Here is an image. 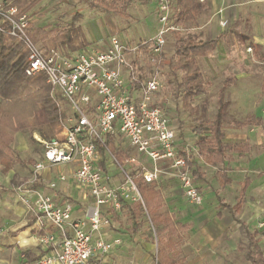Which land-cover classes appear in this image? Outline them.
<instances>
[{
    "label": "built area",
    "instance_id": "1",
    "mask_svg": "<svg viewBox=\"0 0 264 264\" xmlns=\"http://www.w3.org/2000/svg\"><path fill=\"white\" fill-rule=\"evenodd\" d=\"M156 3L162 28L150 41L152 56L162 52L166 32L175 28L170 0ZM30 23L28 14L19 15L16 6L7 8L0 0V32L24 44L29 53L26 74L43 72L52 91L59 92L71 110L61 122L63 139L40 140L45 150L30 181L13 188L18 201L34 215L38 241L48 249L34 264H101L96 256L121 243L102 234L110 225L104 211H119L127 202L143 203L138 182L150 184L167 174L177 179L191 203L201 204L202 195L182 155L187 147L176 141L175 126L155 102L161 82L155 76L139 79L129 58L135 56L139 43L112 35L102 48L46 51L30 37ZM111 142L117 153L128 154L123 160L111 155ZM113 164L117 172L108 169ZM59 165L70 167L58 172V180L71 179L91 200L82 216L73 215L69 201L57 203L54 191L34 186L42 171ZM47 187L55 190L56 182L49 181ZM46 226L56 231L41 233Z\"/></svg>",
    "mask_w": 264,
    "mask_h": 264
},
{
    "label": "rangeland",
    "instance_id": "2",
    "mask_svg": "<svg viewBox=\"0 0 264 264\" xmlns=\"http://www.w3.org/2000/svg\"><path fill=\"white\" fill-rule=\"evenodd\" d=\"M5 1L10 0H2V3L5 4ZM200 1L205 4V8L198 14L196 22H188L184 26L174 25V29L171 28L166 32L162 52L165 54L167 62H164L163 66L147 62L144 55L139 51L135 57L132 55L129 58L130 60L135 59L139 68L141 67V72L139 71L141 78L155 76L159 79L162 87L155 95V102L162 107L165 115L175 126L176 141L187 147L192 160H197L198 164L206 170V174H209L218 166L204 165L195 146H193L196 137L194 127L200 124L204 133L209 134L208 128L217 108L218 95L223 93L227 102L224 121V129L227 133L229 128H234L232 119H244L252 114L260 115L264 119V0ZM75 9L82 14L81 19L76 24L82 23L85 28L90 27L91 31L94 32L93 34H96L93 38L90 36L89 30H83L85 36L91 37L88 40L91 42L89 44L93 46L103 45L108 42L110 35L115 33L122 36V40L130 43H138L143 40L152 41L162 28L161 13L156 0H134L128 7L130 17L127 19H121L116 15L93 8L87 0H41L34 7L33 13L28 14L31 22L30 30L33 27H44L48 33L52 34L54 29L67 26ZM170 9L169 14L172 20L175 12L173 0H170ZM173 30H179L181 37L185 39L209 40L221 34L212 54L196 59L206 80V86L204 92L198 94L191 101L196 108L194 114H189L183 110L180 90L171 88L168 84V80L175 84L178 83L182 74L180 71L172 73L170 68L175 63ZM120 36L119 38H121ZM251 44H255L256 47ZM52 93L57 97L60 108L65 115L57 122L53 134L45 128L25 129L15 133L11 145L15 156L24 163H16L8 171H4L0 166V191H10L18 184L30 181L33 166L42 158V153L45 150L39 142L40 140L63 139L61 122L71 115V110L59 92L52 91ZM32 139L37 142V147L36 144H33ZM261 142L257 145L253 143V153L258 154L264 149V139L261 138ZM115 147H110L111 155H114L119 161L123 160L128 154L117 153ZM102 159H105V155H102ZM30 160H32L31 163ZM108 169L110 172H117L114 164ZM261 170V167L256 168L252 174L255 176ZM118 175L119 178H122L121 174ZM40 178L41 176L35 183L43 184ZM210 182L211 179L208 183L210 184ZM169 183L166 186L160 185V192L165 200V208L173 214L175 220L189 221L191 224L198 225L199 221L192 214L198 210L202 203L199 205L191 203L180 189L179 183L173 180H170ZM194 185L197 186V183L194 182ZM137 186L138 188L141 186L139 182ZM232 190L226 198L227 201L236 197L237 188L232 187ZM80 196L82 200L91 201L89 197L86 198L81 193ZM246 200L248 201L244 205L243 219L248 230L259 232V244L264 254V181L248 194ZM211 201H213L212 197H210ZM141 204H144V199ZM112 215L111 224L101 231L106 239L109 240L116 236L120 238L121 243L113 252L108 254L103 263L156 264L154 257L157 250V235L155 226L151 223L146 210L139 214L138 220L141 221L142 226L138 233L133 236L127 232L130 225L127 220V209L121 208L119 211L112 212ZM204 223L207 224L208 222L205 221ZM197 225V231H202L204 228L202 224H199L198 228ZM245 229L230 222V225L228 224L222 233L226 234L227 237L235 235L234 245L246 249L248 241L245 237ZM190 234L191 232L185 233L183 239H186ZM95 236L97 237L98 234ZM243 253L244 251L237 250L235 256L243 264H248L244 260Z\"/></svg>",
    "mask_w": 264,
    "mask_h": 264
},
{
    "label": "trees",
    "instance_id": "3",
    "mask_svg": "<svg viewBox=\"0 0 264 264\" xmlns=\"http://www.w3.org/2000/svg\"><path fill=\"white\" fill-rule=\"evenodd\" d=\"M41 0H10L5 1V6H16L19 15L33 13L34 7ZM89 5L97 8L105 13L117 15L121 19L130 17L128 7L134 0H87ZM175 4V12L172 22L175 26H184L186 23L196 22L198 14L205 8V4L200 0H173ZM82 17L78 10H74L71 16V21L66 27L54 29L53 33H48L44 27H33L30 30V37L41 42L44 50L51 48H66L68 50H76L88 45L83 30L80 24H76ZM52 31V30H51ZM175 37L174 57L175 63L170 68L171 72L180 71L181 79L178 83H173L168 80L171 88L178 89L181 92L180 98L182 108L189 114H194L196 108L191 101L198 94L204 92L206 80L203 77L200 67L196 59L207 57L214 51L217 40L221 36L218 35L214 39L200 40L195 38H182L179 30L172 31ZM138 51L146 58L147 62L156 63L163 66L166 61L165 54L152 56L150 50V41H139ZM256 47L255 44H251ZM28 51L24 44L17 38L6 33L0 32V166L4 171H8L16 163L23 164L14 154L12 141L15 133L25 129L33 130L35 128H45L53 134L57 122L65 115L61 110L57 97L52 93L51 85L46 81V76L43 72L33 75H27L25 69L28 64ZM135 57V56H134ZM153 57L154 61H151ZM135 61V62H134ZM137 66L138 77L141 79V67L137 61H131ZM63 99V98H62ZM227 102L224 99L223 93L218 95L217 108L213 119L209 125V134L204 133V129L200 124L195 125L194 133L196 135L194 143L197 147V153L208 163H216L223 160L224 152L227 148L222 141L224 137L223 124ZM256 118L253 115H248L243 120H233L235 125L243 127L255 123ZM260 121V118H258ZM33 144L37 142L32 139ZM234 149L243 150V145H234ZM188 168L191 170V160L186 156ZM32 160H30V163ZM192 173V172H191ZM195 170L192 177L195 176ZM222 175V174H221ZM141 185L139 190L144 199V204L141 202H133L128 206V232L135 235L142 226L139 221V214L146 212L150 216L151 223L155 226L157 235V260L156 264H175L172 259H161L160 243L165 234L174 232V227L168 211L163 209L164 199L159 190L153 183ZM141 188V189H140ZM144 189V190H143ZM238 202H241L238 201ZM127 204L124 203L123 206ZM256 232H246L248 247L245 252V258L250 264H264V257L260 251L257 240L255 239ZM27 260L32 261L35 258L29 251H26Z\"/></svg>",
    "mask_w": 264,
    "mask_h": 264
},
{
    "label": "crops",
    "instance_id": "4",
    "mask_svg": "<svg viewBox=\"0 0 264 264\" xmlns=\"http://www.w3.org/2000/svg\"><path fill=\"white\" fill-rule=\"evenodd\" d=\"M80 26L82 30H89L90 36L94 38L96 34H93L94 32L91 31L90 27L85 28L82 23ZM112 35H116V33ZM90 36L89 38H91ZM120 37L123 39L122 36ZM85 38L88 45L82 48L74 51H70L66 48L56 49H60L68 53H74L86 48H102L107 43L105 42L103 45L101 44L102 46H93L89 44L91 43L90 40H88L89 38L87 36H85ZM40 44L42 45V43ZM253 116L256 118L255 123L243 127L236 126L233 121L243 119H232L234 128H229L228 133L224 129L223 124L224 137L222 141L226 144L227 148L224 152L222 161L208 163L205 162L198 154L204 165L218 166L216 170H212L209 174H206V170L198 164L199 162L197 160H192L189 150L187 151V149L181 145L184 148L182 149V152H184L186 156H189V159L191 160V172L193 173L194 170L196 172L193 178L194 182L197 183L198 187H196L199 192L201 191L200 194L204 195H202V204L198 210L192 214L204 228L202 231L198 232L196 229L197 224H191L189 221L175 220L173 214L165 208L166 205L164 200L163 209L168 211L170 220L172 221L174 227V232L165 234L167 231H164L163 238L160 243L161 259H172L175 264H243L235 256L236 251L239 250L244 251V260L250 264V262L245 258L247 248L244 249L243 247H238L236 244L234 245L235 235L227 237L226 234L222 233L228 224L230 225V222L239 225L241 228H246L245 237L247 231L251 233L256 232L255 239L257 240L260 251L262 252L259 244L260 240L258 238L259 232L257 230H248L247 224L243 219L244 205L248 201L246 200L248 194L253 189L258 187L262 181H264L262 180L264 178V149H262L258 154L255 152L253 153L252 151L253 143L257 145L258 143H262L261 138L264 139V119L260 115L254 114ZM257 117L260 118V121H258ZM114 142H111V146L113 147L116 146ZM237 144L244 146L242 152L240 151V148L234 149L233 146ZM122 146L125 147L127 145L124 143ZM193 146H195V143H193ZM195 148L197 150L196 146ZM69 167L70 165H59L45 169L40 175V180L43 184L35 183L34 186L41 187L48 192L54 191L57 203L69 201L73 206V215L82 216L91 202L87 199H81V189L71 179L66 181L58 180V172L68 171ZM260 167L262 170L258 171L254 176L252 171ZM210 179L211 182L209 184L208 181ZM170 180L178 183L177 179L167 174H163L161 178L153 182V185L160 190V185H169ZM49 181L56 182L57 187L55 190L47 187ZM213 185L215 186L211 189ZM232 187L237 188L236 197L227 201V196L233 191ZM210 197L213 199L211 202ZM240 200L241 202H238ZM126 204L127 205H124L123 207L124 209H127L128 206H131L133 203L127 202ZM104 213L110 216L111 224L113 219L112 212L105 210ZM27 221L30 223L28 224ZM205 221L208 223L205 224ZM199 224L197 225V228ZM55 231L54 227L46 226L41 233ZM187 232H191V234L186 239H183V235ZM39 234L40 233L34 227V215L29 212V210H27L20 201H18L13 189L10 191H0V264H34L37 258L45 254L48 250L38 241ZM173 236L174 238H172ZM114 238L119 237L115 236L111 239ZM113 250L111 252H113ZM26 251H29L36 259L28 261L27 254H25ZM108 254H98L96 259L99 260L101 264H104L103 262L105 258L108 257ZM147 254L149 255V253ZM262 255L264 257L263 252ZM154 258L156 261L157 250Z\"/></svg>",
    "mask_w": 264,
    "mask_h": 264
}]
</instances>
